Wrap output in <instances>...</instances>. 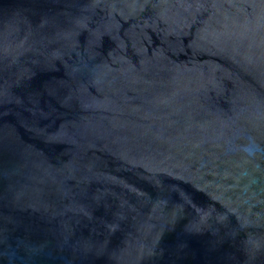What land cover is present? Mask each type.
Wrapping results in <instances>:
<instances>
[{
	"label": "water",
	"instance_id": "1",
	"mask_svg": "<svg viewBox=\"0 0 264 264\" xmlns=\"http://www.w3.org/2000/svg\"><path fill=\"white\" fill-rule=\"evenodd\" d=\"M0 264H264V0H0Z\"/></svg>",
	"mask_w": 264,
	"mask_h": 264
}]
</instances>
